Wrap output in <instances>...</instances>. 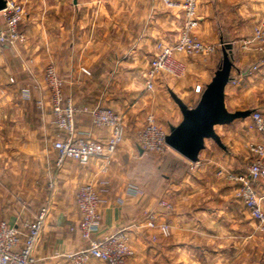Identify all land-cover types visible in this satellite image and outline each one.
I'll return each instance as SVG.
<instances>
[{"label": "crops", "instance_id": "obj_1", "mask_svg": "<svg viewBox=\"0 0 264 264\" xmlns=\"http://www.w3.org/2000/svg\"><path fill=\"white\" fill-rule=\"evenodd\" d=\"M13 1L24 7L25 17L19 30L27 41L15 49H5L0 56V220L16 227L23 220L33 219L42 207L48 208L35 249L36 264H71L64 255L83 248L78 233L70 229L79 221L76 194L88 184L102 202L95 237L102 239L123 230L135 264L140 262L139 255L145 264H162V258L170 253L176 256L190 248L196 254L203 248L199 240L219 239L218 226L211 225L223 217L241 219L230 207L221 210L212 206L233 196L228 190L230 185L217 174L232 171L242 175L246 169V148L235 140L246 129V119L235 125L240 131L217 132L216 127L225 150L205 141L195 164L171 149L160 155V162L152 163L154 153L142 151L136 140L148 115L160 119V125L167 128L166 135L170 127L180 123V111L164 91L168 94L174 84L173 93L186 106L194 107L218 67L221 48L212 44L216 48L212 60L204 59L192 66L182 63L186 73L180 82L157 77L153 90L146 91L144 77L150 60L175 30L176 41V26L182 21L180 11L168 10L158 0ZM199 1L200 23L195 35L203 33L218 44L250 39L264 14V0ZM236 51L233 47L232 56L242 57ZM176 58L183 62L182 56ZM50 64L64 82V97L76 108H106L123 116L124 140L106 171H101V161L97 159L86 165L68 159L60 168L55 167L52 142L56 131L43 82V69ZM232 64L236 76L231 74L225 88V107L228 112L254 110L259 105L257 101L245 103L236 97L243 89L231 82L242 77V63ZM8 76L13 84L7 82ZM40 100L45 105L42 111L36 106ZM75 126L78 134L89 140L104 143L108 138V130L95 128L86 114L78 115ZM226 127L229 125L218 128ZM51 182L53 189H49ZM261 185L259 182L253 187L258 199H262L264 211ZM129 186L137 187L142 194L129 196ZM160 199L170 203V213L158 207ZM179 203H189L190 209L183 211ZM147 214L169 226L168 238L143 228ZM186 223L190 224V243L183 239ZM233 229L240 237V225ZM151 236L155 241H151ZM209 243L208 240L206 246ZM54 254L63 258L52 259ZM263 262L256 258L254 264ZM88 264L101 263L90 260Z\"/></svg>", "mask_w": 264, "mask_h": 264}, {"label": "built area", "instance_id": "obj_2", "mask_svg": "<svg viewBox=\"0 0 264 264\" xmlns=\"http://www.w3.org/2000/svg\"><path fill=\"white\" fill-rule=\"evenodd\" d=\"M168 10H178L182 13V21L173 45L159 46L149 63L144 77L145 90L152 91L154 81L159 75H169L179 78L184 67L177 60V55H205L214 52V46L202 44L194 32L199 27L200 19L197 14L198 0H158ZM25 17L23 5L13 0H5V8L0 12V56L8 48L25 45L27 38L20 32L19 27ZM242 49L254 52L264 58V14L260 23L253 30L252 37L242 41ZM249 76H257L264 81V64H254L248 68ZM82 73L88 74L82 70ZM43 82L48 93L47 104L52 116V126L56 131L52 149L55 152V167L60 168L64 161L70 159L79 165H86L91 159L101 161V171L107 170L114 155L124 140V118L122 115L106 108L94 107L76 108L69 98L63 95L64 82L53 65L44 69ZM232 85L238 82L232 81ZM39 110L45 108L42 100L36 103ZM89 116L95 128L108 130V138L104 143L89 140L78 134L76 119L78 115ZM251 120L255 129L264 137V119L255 110L251 111ZM166 134L155 124L154 117L148 115L144 127L137 134L138 147L147 153L163 155L169 148L165 144ZM253 160L249 163L245 175H229L228 179L240 185L237 192L244 208L249 212L256 230L264 240V211L260 200L254 191V183L264 186V146L250 147ZM51 182L49 189H53ZM129 196L142 194L137 187L127 188ZM101 200L92 185L81 187L75 198L79 213V221L75 228L83 243V248L76 253H68L64 257L71 264H88L90 260L103 264H133V251L125 232L117 231L98 239L95 237L100 227L99 207ZM158 207L166 213L172 211V206L160 199ZM48 208L42 207L33 219L23 220L20 226H10L0 220V264H36L35 249L41 238ZM144 229L157 231L164 238L170 236V228L166 224L156 222L153 214L145 217ZM151 236V241H155Z\"/></svg>", "mask_w": 264, "mask_h": 264}, {"label": "rangeland", "instance_id": "obj_3", "mask_svg": "<svg viewBox=\"0 0 264 264\" xmlns=\"http://www.w3.org/2000/svg\"><path fill=\"white\" fill-rule=\"evenodd\" d=\"M199 5H200V1L198 0L197 10H199ZM201 7H204V6L202 5ZM176 28L180 29V26H176ZM176 31L177 30L173 31L172 38L170 37V38H167L165 40V43H166L165 46L173 45L175 43L176 35L174 36V34L176 33ZM197 31L198 30H196V35H197ZM194 34H195V32H194ZM201 35L202 36H199L200 42H202V44H205L206 46L207 45L212 46V44H214L215 46H217V49H219V48H221V45L223 44L225 46L227 45V46L231 47L232 63L234 61L242 63V65L240 66V67H242V70H241L242 77H238L237 82H238V89L239 90L243 89V91L240 92L239 94H237L236 97L238 99H240L241 102L244 101L245 103H247V102L251 103V102L257 101L260 106L258 105V107L254 108V110L257 111L262 116V118L264 119V81H261L257 76H249L248 71H247L248 68L254 64H259V63L264 64V58L259 57L254 52L249 51V49L243 50L242 49V44H243L242 42H240V43L224 42V43L218 44V43H214V42L209 41L208 40L209 38L207 35H205L203 33ZM199 37H198V39H199ZM16 47H13L12 49H15ZM233 47H234V49H237V51H236L237 53H240V55L242 54V57H238L236 55V59H235V56L234 57L232 56V48ZM214 49L216 51V48H214ZM213 53L211 55H213ZM253 53L255 55H253ZM211 55H209V56H205V55H187V56L180 55V56H182V58H184L183 62H180L177 58H176V60L181 65H182V63H188V64H191V66H192V65H196L197 63L201 62L204 59L208 60L210 58L212 60L213 57H211ZM221 58H222V56H221ZM221 58L219 59L217 66L220 64ZM247 64H249L250 66L248 67ZM215 70H216V68H215ZM184 73H186L185 70L179 78H173L172 76L164 75V74L159 75L158 77L161 79L167 78L168 81L176 80L178 83L183 79V77L185 75ZM231 74H233L234 77L236 76V73L233 72L232 70H231ZM212 75H213V73H211V75L209 76L210 80L212 78ZM156 79H157V77H156ZM7 82L11 83V84L14 83V81L11 78H9V76L7 77ZM174 83H176V82H174ZM171 87H172V89H170V91L173 92L174 84L171 85ZM247 90H248V92H247ZM164 93H165V96H167V98L173 103V101L171 100V98L167 94L166 90L164 91ZM158 107L160 109L163 108L161 105H159ZM252 110L253 109H250V111H252ZM159 120L158 119L156 120V118L154 117V121H155V124L157 125V127H159L165 133V131H167V128L165 126L162 127L160 125ZM237 121L230 124L229 127H226V128H218L217 127V129L216 128L215 129L217 132H221V131L223 132L226 129L227 130L228 129H233V130L238 129L239 130V128L235 127V125H238L237 123H240L239 120H237ZM246 123H247L246 129L244 128L243 131L239 130L241 133L238 134V136L236 135L235 140H236V143H239L244 148H246L245 149V151H246V154H245L246 157L245 158L246 159H245L244 163L247 164V166H246V169H247L249 163L254 158L253 153L250 151V147L255 146V145L264 146V137L255 129L254 123L251 120V118H247ZM144 125H145V123H144ZM208 143H210V142H208ZM153 155L154 156L150 158L152 163L160 162L162 160L161 159L162 156H160L158 154H153ZM246 169L242 175L246 174ZM218 174H217V176H219L221 179L226 180L225 182H227L230 185L229 186L230 188L228 190L230 192H233V196H230V198L227 201L215 202L214 205L212 206V208L215 207L217 209L227 210L230 207L231 211L236 212L238 215H241V219H237V218H233V217L221 218L220 221H218L219 222L218 224L215 223V225L214 224L211 225V226H215V227L218 226V227H216L217 228L216 232H218L220 234L219 239L214 240V242L211 239L199 240L200 245L203 248H201L196 254L193 251H191L190 248L184 249L181 253L177 252L176 256L173 253H170V254H168L162 258V260H163L162 264H176V263L177 264H192V262H191L192 260L195 261V263L197 262V264H254V261L256 258L257 259L262 258L264 261V240H263L262 236L260 235V233L256 230L255 223L252 221V219L249 215V212L244 208L242 201L237 196V192L239 191L240 185L238 183H236L234 181H230L228 179L229 175L237 176L236 175L237 173H233L232 171H229V172L221 171ZM257 183H259V182H257ZM257 183H254V184H257ZM259 200H260V204L262 206V202H261L262 199H259ZM227 203H228V205H227ZM171 204H174V206H175L176 203L172 202ZM178 205H179V208L182 209L183 211L190 209L189 203L188 204L179 203ZM262 209H263V207H262ZM242 213H247L248 216H245ZM184 220L189 221V219H184ZM238 221H240V222H238ZM238 225H240V227H241V236L240 237H237V235H236L237 233L236 234L234 233L237 230L233 229L235 226H238ZM185 227H186V232H184V234H183V239H184V241H186V243H190V231H189L190 230V224L186 223ZM231 227H233V228L231 229ZM206 240L210 241L208 246H206V244H207ZM133 254H134V252H133ZM139 256H140V258L138 260L140 262L137 264H145L144 262H141V260H142L141 255H139ZM192 256H193V259H192ZM51 258L56 260V259L63 258V257H61L59 254H54V255H51ZM132 263L135 264L134 256L132 259ZM153 263L154 262L151 261L150 264H153ZM101 264H103V263H101Z\"/></svg>", "mask_w": 264, "mask_h": 264}, {"label": "water", "instance_id": "obj_4", "mask_svg": "<svg viewBox=\"0 0 264 264\" xmlns=\"http://www.w3.org/2000/svg\"><path fill=\"white\" fill-rule=\"evenodd\" d=\"M4 8L5 0H0V12ZM221 55L220 64L194 107L189 108L168 90V95L180 111L182 119L177 126L169 128L165 144L192 164L199 161V154L205 148V141H211L218 148L225 150L215 131L216 127L228 126L251 116V111L228 112L225 107V88L231 81L233 68L231 47L222 44Z\"/></svg>", "mask_w": 264, "mask_h": 264}]
</instances>
